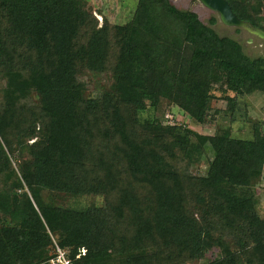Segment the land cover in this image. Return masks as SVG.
I'll return each instance as SVG.
<instances>
[{
	"label": "trees",
	"instance_id": "16d2710c",
	"mask_svg": "<svg viewBox=\"0 0 264 264\" xmlns=\"http://www.w3.org/2000/svg\"><path fill=\"white\" fill-rule=\"evenodd\" d=\"M226 1L264 31V0ZM103 21L80 0H0V264H50L54 243L70 264H264V120L242 140L154 117L171 105L203 125L219 102L232 119L264 94V58L169 0ZM108 70L111 91L88 95L82 73Z\"/></svg>",
	"mask_w": 264,
	"mask_h": 264
},
{
	"label": "rangeland",
	"instance_id": "374dc122",
	"mask_svg": "<svg viewBox=\"0 0 264 264\" xmlns=\"http://www.w3.org/2000/svg\"><path fill=\"white\" fill-rule=\"evenodd\" d=\"M81 6L84 10L92 12L97 20V26L101 27L103 19L110 25H124L133 14L136 7L137 0H80ZM171 4L180 10H189L198 14L199 19L205 24L209 25L210 19L217 18L213 12L203 8L195 0H170ZM211 28L219 35L232 38L242 45L244 53L250 58L263 57L264 58V42L255 36L250 35L244 30L236 32L234 28H229L222 25L218 20L211 26ZM111 60L114 56L110 54ZM113 75L111 70L102 75H94L93 73L84 72L81 75V80L86 85V93L94 95L96 92L103 93L104 91H111V84L113 82ZM225 104L220 105L217 102L208 113V118L205 124L200 125L189 119L180 110L171 105L162 104L154 115L163 126L185 125L190 130H193L203 135H213L218 130H227L234 138L242 140H251L254 137L252 131V124L257 121L264 120V94L254 93L239 103V110L232 119L225 114L223 109ZM220 109V110H219ZM218 110L219 112H215ZM246 113V117L242 116ZM147 114L143 113L141 116L145 119ZM248 118V120H246ZM191 162L189 172L193 175H204L207 170L206 159L201 160V155L196 152H189L187 156ZM208 160V158H207ZM264 178V173H263ZM253 192L258 200L259 215L264 219V179L254 184ZM58 205L62 207H69L76 210H82L87 207H99L103 204L101 195L86 194L81 196H69L59 193L56 198Z\"/></svg>",
	"mask_w": 264,
	"mask_h": 264
},
{
	"label": "water",
	"instance_id": "95a60500",
	"mask_svg": "<svg viewBox=\"0 0 264 264\" xmlns=\"http://www.w3.org/2000/svg\"><path fill=\"white\" fill-rule=\"evenodd\" d=\"M203 8L213 12L217 15V20L224 26L234 28L235 30H244L250 35L257 37L264 42V31L255 28L249 22L238 19L232 12L228 2L226 0H195ZM170 4L171 1L169 0ZM174 6V5H173ZM175 7V6H174ZM176 8V7H175ZM178 9V8H176ZM180 10V9H178ZM193 12V11H191ZM195 13V12H193ZM197 16L198 14L195 13ZM199 18V17H198Z\"/></svg>",
	"mask_w": 264,
	"mask_h": 264
},
{
	"label": "built area",
	"instance_id": "2783aa9c",
	"mask_svg": "<svg viewBox=\"0 0 264 264\" xmlns=\"http://www.w3.org/2000/svg\"><path fill=\"white\" fill-rule=\"evenodd\" d=\"M50 264H70L66 256V252L61 250L55 243H54V256L49 262Z\"/></svg>",
	"mask_w": 264,
	"mask_h": 264
}]
</instances>
